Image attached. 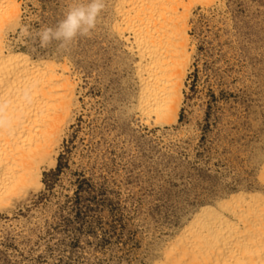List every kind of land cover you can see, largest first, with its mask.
<instances>
[{
	"label": "rangeland",
	"instance_id": "obj_1",
	"mask_svg": "<svg viewBox=\"0 0 264 264\" xmlns=\"http://www.w3.org/2000/svg\"><path fill=\"white\" fill-rule=\"evenodd\" d=\"M25 1L33 35L76 2ZM105 1L91 37L67 47L82 92L59 163L42 190L0 213V264H148L155 237L179 223L183 206L253 172L264 135V0L197 7L180 119L153 127L129 109L135 83Z\"/></svg>",
	"mask_w": 264,
	"mask_h": 264
},
{
	"label": "bare ground",
	"instance_id": "obj_2",
	"mask_svg": "<svg viewBox=\"0 0 264 264\" xmlns=\"http://www.w3.org/2000/svg\"><path fill=\"white\" fill-rule=\"evenodd\" d=\"M105 2L109 31L135 83L130 111L151 127L177 122L197 50L196 9L225 8L227 1ZM28 3L0 0V213H13L46 186L45 171L58 165L80 107L73 51L20 40V28L34 19L24 14ZM252 149L251 175L183 206L179 223L155 237L148 264H264V135Z\"/></svg>",
	"mask_w": 264,
	"mask_h": 264
},
{
	"label": "clouds",
	"instance_id": "obj_3",
	"mask_svg": "<svg viewBox=\"0 0 264 264\" xmlns=\"http://www.w3.org/2000/svg\"><path fill=\"white\" fill-rule=\"evenodd\" d=\"M104 7V0H76L55 26H41L35 35L27 26L21 27L20 40L38 41L40 48H47L56 42L58 48L67 49L78 38L91 37Z\"/></svg>",
	"mask_w": 264,
	"mask_h": 264
}]
</instances>
